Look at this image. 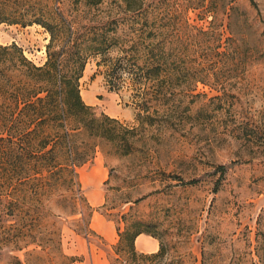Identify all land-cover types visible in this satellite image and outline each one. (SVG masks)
Returning a JSON list of instances; mask_svg holds the SVG:
<instances>
[{
	"label": "rangeland",
	"instance_id": "rangeland-1",
	"mask_svg": "<svg viewBox=\"0 0 264 264\" xmlns=\"http://www.w3.org/2000/svg\"><path fill=\"white\" fill-rule=\"evenodd\" d=\"M140 3L49 0L86 41L107 35L105 53H87L81 94L131 129L100 140L78 168L86 206L57 219L63 250L74 264H110L119 234L140 221L185 264H264V0ZM49 42L41 25L0 24V43L17 44L37 65ZM153 55L162 69L147 112L130 67Z\"/></svg>",
	"mask_w": 264,
	"mask_h": 264
},
{
	"label": "trees",
	"instance_id": "trees-1",
	"mask_svg": "<svg viewBox=\"0 0 264 264\" xmlns=\"http://www.w3.org/2000/svg\"><path fill=\"white\" fill-rule=\"evenodd\" d=\"M76 1L94 5L103 0ZM123 2L129 10L141 8V0ZM1 23L41 25L50 42L41 66L17 44L0 43V255H9V264H74L79 258L64 252L56 221L63 214L82 213L86 206L78 168L92 160L100 140L131 132L117 119L98 115L81 94L87 53L103 54L111 42L106 34L87 41L75 34L49 0H0ZM124 59L118 60L120 67ZM161 69L155 55L130 67L134 84L143 89L140 106L147 112L150 95L160 86ZM123 139L127 154L131 146ZM145 227L140 221L126 226L110 264H185L182 256H170L163 243L157 252L138 251L140 234L156 237ZM83 232L94 233L84 217ZM29 246L34 247L21 258L17 252Z\"/></svg>",
	"mask_w": 264,
	"mask_h": 264
},
{
	"label": "crops",
	"instance_id": "crops-1",
	"mask_svg": "<svg viewBox=\"0 0 264 264\" xmlns=\"http://www.w3.org/2000/svg\"><path fill=\"white\" fill-rule=\"evenodd\" d=\"M92 183L94 187L91 196L98 203L102 200V189L98 181L94 180ZM136 249L144 253H153L160 249V244L154 236L142 233L136 238Z\"/></svg>",
	"mask_w": 264,
	"mask_h": 264
}]
</instances>
